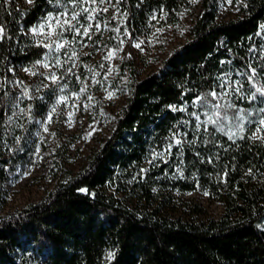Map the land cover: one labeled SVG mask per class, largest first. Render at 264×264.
I'll return each instance as SVG.
<instances>
[{
	"label": "trees",
	"instance_id": "obj_1",
	"mask_svg": "<svg viewBox=\"0 0 264 264\" xmlns=\"http://www.w3.org/2000/svg\"><path fill=\"white\" fill-rule=\"evenodd\" d=\"M81 2L0 0V185L27 162L34 119L56 86L74 84L64 71L46 88L40 72L18 73L49 50L29 31L49 12L72 6L80 15ZM217 2L200 0L189 37L155 71L140 76L125 63L124 102L85 164L64 169L39 201L0 215V264H264V132L254 136L249 123L264 119V0H241L223 20ZM189 3L116 0L131 34L154 15L178 20ZM224 78L240 82L242 109L252 111L236 133L218 121L236 111L213 96ZM189 192L222 212L194 205L189 217L171 215L176 193Z\"/></svg>",
	"mask_w": 264,
	"mask_h": 264
},
{
	"label": "rangeland",
	"instance_id": "obj_2",
	"mask_svg": "<svg viewBox=\"0 0 264 264\" xmlns=\"http://www.w3.org/2000/svg\"><path fill=\"white\" fill-rule=\"evenodd\" d=\"M240 3L241 0H218V19L237 15ZM72 8L47 13L29 31L49 50L34 69L18 73L29 78L32 72H40V82L46 88L56 82L59 71H64L73 75L74 84L57 85L43 116L34 119L27 162L8 172L0 185V215L39 201L64 169L75 173L85 164L100 140L109 134L113 116L124 102L129 74L125 63H132L140 76L155 71L165 56L189 37V29L202 10L200 0H190L178 20H167L165 13L154 15L143 34H131L121 27L116 0H82L80 15L71 12ZM239 83L224 78L215 93L223 109L236 110L232 116L228 112L221 117L217 114L218 121L233 133L243 129L252 113L242 109L245 94ZM261 121L264 119L249 122L256 137L264 132ZM176 197V206L168 211L171 215L189 217L195 212L194 205L205 216H218L223 210L220 202L202 192L176 193Z\"/></svg>",
	"mask_w": 264,
	"mask_h": 264
},
{
	"label": "snow or ice",
	"instance_id": "obj_3",
	"mask_svg": "<svg viewBox=\"0 0 264 264\" xmlns=\"http://www.w3.org/2000/svg\"><path fill=\"white\" fill-rule=\"evenodd\" d=\"M29 2H31V0H29ZM85 11H87V9H85ZM73 19H75V17H73ZM65 23H67V21H65ZM0 31H2V30H0ZM86 33H87V29H85V34ZM136 46L139 47V45H136ZM109 55H111V53ZM213 96H215V93H213ZM261 123L264 124V121H261ZM109 255L111 256L112 254L110 253Z\"/></svg>",
	"mask_w": 264,
	"mask_h": 264
}]
</instances>
